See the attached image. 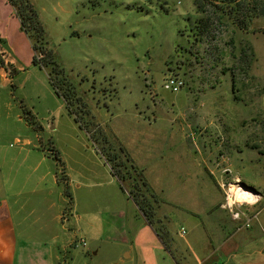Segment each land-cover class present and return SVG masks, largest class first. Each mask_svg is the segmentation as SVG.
Wrapping results in <instances>:
<instances>
[{
    "label": "rangeland",
    "instance_id": "rangeland-1",
    "mask_svg": "<svg viewBox=\"0 0 264 264\" xmlns=\"http://www.w3.org/2000/svg\"><path fill=\"white\" fill-rule=\"evenodd\" d=\"M31 1L95 134L55 94L47 69L23 67L20 55L21 70H0V166L20 146L14 137L47 157L58 179L52 200L61 199L44 214L21 213L51 227L55 244L64 239L61 264H146L170 242L202 238L201 223L222 215L264 228V0H200V13L194 0ZM170 76L184 82L176 93L163 89ZM120 148L147 187L114 175L109 154L123 161ZM239 190L255 201L237 200Z\"/></svg>",
    "mask_w": 264,
    "mask_h": 264
},
{
    "label": "crops",
    "instance_id": "crops-1",
    "mask_svg": "<svg viewBox=\"0 0 264 264\" xmlns=\"http://www.w3.org/2000/svg\"><path fill=\"white\" fill-rule=\"evenodd\" d=\"M0 54L6 68L21 70L18 66V63L21 65L20 55H23V67L34 66L30 41L20 30L7 0H0ZM5 80L0 71V85ZM13 141L20 146L3 156L0 166V264H61L59 254L64 250V239L55 244L58 238L51 227L29 225L21 213L24 207H28L30 216L57 207L60 193L54 201L52 196L58 179L36 144L17 137ZM21 196L26 198L24 203L20 202ZM250 219L247 227L244 225L247 220L240 222L230 215L219 216L216 224L206 223L211 226L201 223L202 238L188 237L181 243L170 242L171 250H164L162 246V253L159 256L149 254L146 264H264V228L259 218ZM106 228L108 226H104L103 231ZM184 231L185 235L187 231ZM44 234L48 236H40Z\"/></svg>",
    "mask_w": 264,
    "mask_h": 264
},
{
    "label": "trees",
    "instance_id": "trees-1",
    "mask_svg": "<svg viewBox=\"0 0 264 264\" xmlns=\"http://www.w3.org/2000/svg\"><path fill=\"white\" fill-rule=\"evenodd\" d=\"M222 3L226 0H220ZM260 0H254L253 2H257ZM8 4L13 10L14 15L19 21L20 30L26 35L28 40L30 41L31 50H32V65H37L41 68L47 69V75L50 85L52 86L55 94L61 97L68 108L69 112L74 116L75 121L81 126L86 128L89 132L94 133V130H91L92 123H88L83 121L84 116L89 115V112L86 109V104L83 102L81 97L76 94L75 86L71 83L70 79L64 74V70L60 67L59 64L54 60L53 53L51 49L47 46L48 43L45 38L44 27L39 19L37 11L32 4L31 0H7ZM235 0H227V4H233ZM200 0H194V6L197 13L202 12L201 5L199 4ZM257 4V3H256ZM264 14V12H262ZM0 67L7 69L4 65L3 61L0 59ZM15 70H12L11 73H15ZM99 135H102V132H98ZM95 134V133H94ZM102 137V136H101ZM104 139H102L103 141ZM256 148V147H253ZM108 150V149H107ZM124 160L118 161L120 159L119 155H115L114 153H108L111 156V160L114 163V175L118 177H125L129 174V170L126 162L128 158L124 152L123 148H120ZM57 162L59 159L55 156ZM61 161H59L60 163ZM132 167V166H131ZM113 169V167H112ZM116 171V172H115ZM124 172V173H123ZM129 172V173H128ZM133 173V175H132ZM130 173V179L132 182L137 179L142 182L143 187H147V183L143 180L142 174L139 171H134ZM134 179V180H133ZM133 184V183H132ZM134 187V185L132 186ZM133 196L138 203L140 210L142 211L146 220L150 223L152 221L158 223L154 219V212L151 211L148 204H144L135 192L133 191ZM164 245V243L162 242ZM165 246V245H164ZM167 249V247L165 246Z\"/></svg>",
    "mask_w": 264,
    "mask_h": 264
},
{
    "label": "built area",
    "instance_id": "built-area-1",
    "mask_svg": "<svg viewBox=\"0 0 264 264\" xmlns=\"http://www.w3.org/2000/svg\"><path fill=\"white\" fill-rule=\"evenodd\" d=\"M0 59L2 60V55L0 54ZM4 63V62H3ZM184 86V82L178 78L177 76H170L168 77L163 84V89L166 91H169L171 93H176L178 92L182 87ZM181 234H184L185 231L183 228H181L180 230ZM79 244L80 246L84 247L85 246V242L81 239L79 240ZM78 245V244H77Z\"/></svg>",
    "mask_w": 264,
    "mask_h": 264
},
{
    "label": "bare ground",
    "instance_id": "bare-ground-1",
    "mask_svg": "<svg viewBox=\"0 0 264 264\" xmlns=\"http://www.w3.org/2000/svg\"><path fill=\"white\" fill-rule=\"evenodd\" d=\"M238 193L236 194L237 195V200H239V201H243V202H254L255 201V198L253 197V195L252 194H250V193H248V192H246V191H244V190H239V191H237ZM230 206V205H229Z\"/></svg>",
    "mask_w": 264,
    "mask_h": 264
}]
</instances>
